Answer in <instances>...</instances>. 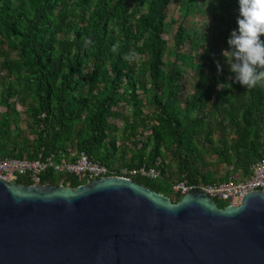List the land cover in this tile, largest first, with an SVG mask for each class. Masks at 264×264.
I'll list each match as a JSON object with an SVG mask.
<instances>
[{"label": "trees", "instance_id": "obj_1", "mask_svg": "<svg viewBox=\"0 0 264 264\" xmlns=\"http://www.w3.org/2000/svg\"><path fill=\"white\" fill-rule=\"evenodd\" d=\"M168 6L178 19L169 22L170 46L163 37ZM199 6L210 17L204 32L186 25ZM237 16L238 0H0V158L56 163L82 152L106 167L152 168L156 179L129 180L173 205L181 199L173 182H220L221 165L246 178L264 161V87L217 89L234 76L221 52ZM132 51L130 63L123 57ZM15 105L25 108L30 142ZM14 184L32 185L24 177ZM83 184L51 168L39 181Z\"/></svg>", "mask_w": 264, "mask_h": 264}, {"label": "water", "instance_id": "obj_2", "mask_svg": "<svg viewBox=\"0 0 264 264\" xmlns=\"http://www.w3.org/2000/svg\"><path fill=\"white\" fill-rule=\"evenodd\" d=\"M217 209L123 178L22 187L0 180V264H264V193Z\"/></svg>", "mask_w": 264, "mask_h": 264}, {"label": "built area", "instance_id": "obj_3", "mask_svg": "<svg viewBox=\"0 0 264 264\" xmlns=\"http://www.w3.org/2000/svg\"><path fill=\"white\" fill-rule=\"evenodd\" d=\"M71 161L61 159L54 163L50 158L33 160L0 158V180L14 184L18 177H24L32 185L39 186L40 177L47 168H51L57 174H67L88 184L91 181L103 178L131 177L142 179H156L158 173L152 168L139 167H106L96 162H91L82 152L70 154ZM171 192L184 196L189 190H197L210 200L225 203L228 207H236L240 204V198L250 192L264 193V161L253 163L249 167V174L242 179H224L209 185L187 184L182 181L173 182Z\"/></svg>", "mask_w": 264, "mask_h": 264}, {"label": "clouds", "instance_id": "obj_4", "mask_svg": "<svg viewBox=\"0 0 264 264\" xmlns=\"http://www.w3.org/2000/svg\"><path fill=\"white\" fill-rule=\"evenodd\" d=\"M236 24L227 39L228 48L222 50L224 61L234 76L231 82L218 83L219 91L231 88L232 83H239L246 90L264 87V39H261L264 37V0H238ZM91 44V39L84 41L85 48ZM119 48L117 42L110 50L118 53ZM136 56L137 53L132 51L123 58L131 63ZM220 70L217 62V71Z\"/></svg>", "mask_w": 264, "mask_h": 264}, {"label": "rangeland", "instance_id": "obj_5", "mask_svg": "<svg viewBox=\"0 0 264 264\" xmlns=\"http://www.w3.org/2000/svg\"><path fill=\"white\" fill-rule=\"evenodd\" d=\"M197 11H198V13L192 12L191 15H189V17L186 20V25L192 31L204 32V30H206L210 24V17L204 15L203 6H199ZM206 17L209 21L208 24H207ZM171 20L172 21H175V20L178 21L177 12H176V10L172 9V6H168V8L166 10V19H165L166 24L167 23L169 24V22ZM173 31H174V26L169 24V28L166 30L165 35L163 36L165 41L167 42V46H170V44H171ZM213 45L217 51L220 50L219 41H213ZM11 56L13 57L14 55L11 54ZM10 83L13 86H16L14 78H12L10 80ZM188 86H189V79H187V84L185 85V87L188 88ZM11 100H14V98ZM12 103H14V102H12ZM15 110L20 113V122H19L17 127L22 131L21 137L23 139L27 140L28 142H30L33 139V135L29 132V129H28L29 123H28V120L26 118L25 108L22 106H19V105H15ZM144 110L146 111V109H144ZM3 111H4V108L2 106H0V114ZM122 160H123L122 163H124L125 161H127V157L126 156L123 157ZM214 175L216 178H221V181L226 179V178L242 179V176L240 175L239 172L232 170L231 165H221L218 168L217 173ZM157 183L163 188L166 187V183L163 181H157ZM219 203L223 204L222 202H219Z\"/></svg>", "mask_w": 264, "mask_h": 264}]
</instances>
